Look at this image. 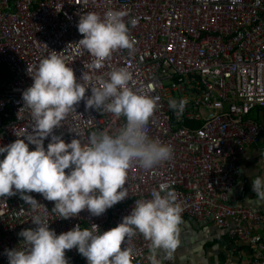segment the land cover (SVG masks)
<instances>
[{"label": "built area", "instance_id": "2783aa9c", "mask_svg": "<svg viewBox=\"0 0 264 264\" xmlns=\"http://www.w3.org/2000/svg\"><path fill=\"white\" fill-rule=\"evenodd\" d=\"M109 9L126 13L133 48L115 50L101 68L87 70L84 66L95 58L77 44L83 38L76 27L79 16L95 12L103 17ZM51 51L77 79L88 71L92 86L109 71L127 68L130 87L159 98L146 131L149 138L170 145L172 155L151 170L132 162L128 197L98 217L83 210L62 220L52 211L53 201L30 193L48 208L50 228L57 234L77 224L109 230L130 214L137 200L150 199L164 185V191L176 193L182 217L212 221L235 243L251 249V264H264V235L257 232L264 214L239 206L231 197L242 154L264 134V126L249 118L264 107V0H0V71L10 75L0 78V146L31 131L22 92ZM170 100H183V109L170 108ZM75 107L54 130L65 142L77 138L69 129L86 142L93 132L116 134L126 123L124 116L87 109L83 101ZM32 216L19 193L0 196V264H8L5 249L21 243L18 233L35 227ZM149 243L138 231L128 241L133 264H151ZM66 257L69 264H88L76 249L66 250Z\"/></svg>", "mask_w": 264, "mask_h": 264}, {"label": "clouds", "instance_id": "9594fccd", "mask_svg": "<svg viewBox=\"0 0 264 264\" xmlns=\"http://www.w3.org/2000/svg\"><path fill=\"white\" fill-rule=\"evenodd\" d=\"M125 15L112 9L103 17L95 12L80 14L76 27L83 38L77 44L95 58L84 66L87 70L101 68L115 50L133 48ZM135 23L131 20L132 25ZM30 76L33 82L22 92V108L30 110L31 131L0 146V196L19 193L33 212L31 223L35 227L18 233L22 241L17 247L5 249L8 264H69L66 250L72 249L88 264H133L128 241L137 231L150 242L151 264H160L157 250L171 258L180 244L183 209L176 193L164 191V185L154 189L150 199L137 200L130 214L106 231L96 224L90 228L77 224L57 234L48 223V208L30 195L36 192L53 201L52 211L62 220L83 210L98 217L126 199V177L132 162L151 170L172 155L170 145L149 138L146 131L159 98L130 87L131 73L125 67L115 68L107 78L100 77L97 85H89L88 71L77 79L56 51L41 59ZM81 101L87 109L124 116L126 123L116 134L93 132L86 142L78 131L69 129L77 138L65 142L54 130ZM183 106V100L169 101L174 110L180 111ZM29 145H34L33 150ZM252 191L264 196V177L252 180Z\"/></svg>", "mask_w": 264, "mask_h": 264}, {"label": "crops", "instance_id": "0c3cea01", "mask_svg": "<svg viewBox=\"0 0 264 264\" xmlns=\"http://www.w3.org/2000/svg\"><path fill=\"white\" fill-rule=\"evenodd\" d=\"M249 118L264 126V107L251 112ZM198 125V124H197ZM241 172L232 193V199L239 206L264 214V196L252 191V180L264 177V134L260 143L246 148L240 159ZM264 235V222L257 228ZM226 231L219 229L212 221H198L182 217L179 225L180 244L171 258L161 250L156 255L171 264H251V249L245 244L229 242Z\"/></svg>", "mask_w": 264, "mask_h": 264}, {"label": "trees", "instance_id": "16d2710c", "mask_svg": "<svg viewBox=\"0 0 264 264\" xmlns=\"http://www.w3.org/2000/svg\"><path fill=\"white\" fill-rule=\"evenodd\" d=\"M0 78H6V79L10 78V75L8 74L6 69L3 68V70L0 71ZM196 126H200V124H198ZM228 240H229V242L227 244V248H228V250H232L234 248V245L232 243H235V242L231 238H228Z\"/></svg>", "mask_w": 264, "mask_h": 264}]
</instances>
